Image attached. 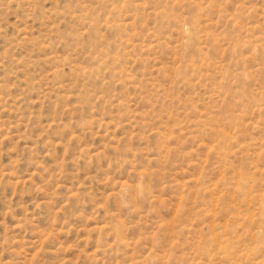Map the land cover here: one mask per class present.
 <instances>
[{
  "label": "rangeland",
  "instance_id": "1",
  "mask_svg": "<svg viewBox=\"0 0 264 264\" xmlns=\"http://www.w3.org/2000/svg\"><path fill=\"white\" fill-rule=\"evenodd\" d=\"M0 264H264V0H0Z\"/></svg>",
  "mask_w": 264,
  "mask_h": 264
}]
</instances>
